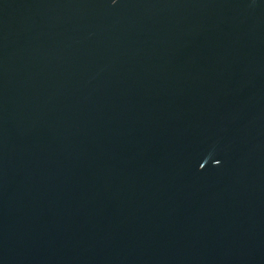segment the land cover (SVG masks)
<instances>
[{"label":"water","instance_id":"obj_1","mask_svg":"<svg viewBox=\"0 0 264 264\" xmlns=\"http://www.w3.org/2000/svg\"><path fill=\"white\" fill-rule=\"evenodd\" d=\"M0 264H264V0H0Z\"/></svg>","mask_w":264,"mask_h":264}]
</instances>
